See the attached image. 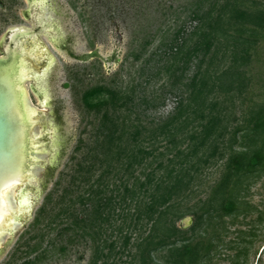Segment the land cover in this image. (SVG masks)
Masks as SVG:
<instances>
[{"label": "rangeland", "instance_id": "374dc122", "mask_svg": "<svg viewBox=\"0 0 264 264\" xmlns=\"http://www.w3.org/2000/svg\"><path fill=\"white\" fill-rule=\"evenodd\" d=\"M34 1L0 0V55H4L11 30L36 27L29 17V13L36 11L32 10ZM46 1L50 6H46L45 11L37 17L38 25L56 28L58 39L55 40L47 32H38L35 39L27 41V46L38 54L37 58L28 57L25 62L27 69L40 72L49 61L46 54H41L43 48L37 45L38 41L48 47L49 53L54 56L44 74L45 93L38 90L36 81L30 79L38 142L41 145L39 150L47 149L49 153H39L41 162L30 171L33 177H24V182L28 184L29 211L22 213L25 209L18 206L16 196L12 197L13 215H22L23 220L14 225L10 224V218L5 222L6 229L13 226V234L4 232L0 238V264L92 263L95 243L90 236L79 243H69L67 235H61L69 220L66 216L55 217L62 204L69 203L71 199L76 200H73L71 210L80 215L86 213L87 216L91 206L76 198L82 193L87 194V190L97 183V177L105 169L94 158L100 151L96 138L104 110L97 112L87 107L84 96L98 86L106 85L116 90L125 88L133 81L137 84L138 93L142 92L149 98L158 96L155 101L159 104L157 109H146L145 103L137 108V112L141 113L140 118L149 127L152 122L163 120L177 105L178 97L174 94L177 89L171 86L175 81L169 79V73H163L156 77L155 83L149 85L146 79L150 78V71L144 75L140 72L145 60L159 48L165 30H172L175 21L181 16L182 22L187 21L190 27L192 25L187 13L182 10V6L190 0ZM152 35H156L155 41L148 44L144 57L136 60L133 53L139 51L147 40H151ZM95 48H99L106 57L116 53L120 60H81L83 54ZM258 52L246 66L247 75L253 79L244 103L240 98L235 99V105L232 102L226 104L234 109L230 121L232 129L246 121L251 107L264 102V39L260 40ZM195 64L196 59L189 68L188 76L195 72ZM149 134V131H144L142 135ZM148 140L145 145L149 143ZM165 145L166 141H157L154 147L159 149L155 153L158 155L165 151ZM206 158L198 164L200 167L193 182V192L176 203L179 210L191 209L195 212L178 221V225L186 231L184 237L193 244L200 242L203 252L200 264H264V173L244 181L238 209L223 215L222 210L211 208L207 200L225 169L227 156L218 155L208 162H205ZM151 159L153 157L148 156L142 165L137 166L135 176L144 177V168L148 171L160 162L157 160L147 167ZM93 163L95 168L90 170ZM77 176L87 177L85 181L74 180ZM107 181L109 189L106 193L114 197L115 208L110 212L111 219L103 227L107 230L103 237L108 238L110 243L116 242L119 237L122 242V232H132L134 235L132 244L124 252L116 254L115 243L107 264H140L133 257L138 251L136 241L141 234L149 233L151 224L143 227L133 224L134 204L127 207L126 217L123 216L122 208L116 212V200H119L116 174H110ZM22 187L23 182L16 188L19 190ZM66 189L65 203L59 204ZM48 195L51 198L47 199ZM42 206L46 207V211L41 215ZM188 216L190 221L184 226L182 222ZM53 219L54 223L51 224ZM71 233L73 231L67 232L68 235ZM64 246L66 251L62 252ZM168 254V248L160 247L153 254L154 260L148 264H170ZM103 261L98 264H103Z\"/></svg>", "mask_w": 264, "mask_h": 264}, {"label": "trees", "instance_id": "16d2710c", "mask_svg": "<svg viewBox=\"0 0 264 264\" xmlns=\"http://www.w3.org/2000/svg\"><path fill=\"white\" fill-rule=\"evenodd\" d=\"M182 7L191 27L187 21L180 20L182 16L175 21L172 30L163 32L159 48L145 60L140 72L144 75L150 71V78L146 79L149 85L163 73H169V79L175 81L176 84L166 81L174 85L177 89L174 94L178 97L175 109L167 117L152 122L150 127L145 124L137 108L145 103L146 109H157L158 96L149 98L138 93L133 81L116 90L106 85L98 86L84 96L87 107L97 112L104 110L96 138L100 151L94 158L105 169L87 194L76 198L91 206L87 216L71 210L74 199L65 203L66 189L59 199V204H65L55 217L66 216L69 220L61 231V235H67L69 243H79L90 236L95 243L91 264H98L102 259L103 264H107L115 243L116 254H119L128 249L134 237L132 232L122 231V242L120 237L110 243L103 237L107 234L103 227L115 208L114 197L106 193L110 174H116L119 196L116 212L122 208L126 217L127 207L134 204L133 224L142 227L151 224L149 233L141 234L136 241L138 251L134 259L148 264L154 260L155 251L166 247L170 264H200L203 256L200 242H190L184 237L186 231L178 225L184 216L195 212L179 210L176 204L193 192L198 164L206 157L205 162L218 155L227 156L225 169L207 200L211 208L222 210L223 215L238 209L244 181L264 173V102L251 107L250 116L234 129L230 122L234 109L226 105L228 102L235 105V99L240 98L244 103L252 84L253 78L247 75L246 66L259 53L258 45L264 39V0H190ZM155 37L133 53L136 60L144 57L148 44L155 41ZM195 59L196 70L188 76ZM144 131L150 134L143 136ZM147 140L149 143L145 145ZM157 141H166V150L158 155L155 152L159 148L154 147ZM148 156L153 159L147 167L157 160L160 162L148 171L144 168V177L135 176L137 166ZM94 168L95 163L89 167L90 170ZM77 177L74 180L85 181L87 176ZM49 198L51 195L47 196ZM45 209L42 206L41 215ZM50 223H54V219ZM68 231L73 233L68 235ZM61 251L65 252L66 247Z\"/></svg>", "mask_w": 264, "mask_h": 264}, {"label": "water", "instance_id": "95a60500", "mask_svg": "<svg viewBox=\"0 0 264 264\" xmlns=\"http://www.w3.org/2000/svg\"><path fill=\"white\" fill-rule=\"evenodd\" d=\"M35 4V14H42L45 9L39 4ZM46 6V5H45ZM52 33V37L58 39L56 28L48 30L43 28L42 32ZM38 31L35 29H13L7 37L5 54L0 55V196L4 189L11 186L15 182L23 187L18 190V206H21L23 198L28 197L26 189L28 184L24 182V177L30 179L33 177L30 171L32 167L38 165L41 160L39 153H49L47 149L39 150L37 120L35 115L33 97L30 79L38 83V90L45 93L44 74L50 61L42 66L40 72L27 69L26 58H32V49L27 46L29 39H35ZM37 45H41L43 50L51 54L47 47L38 41ZM81 60H89L92 58H100L104 61L120 60L116 53L106 57L99 48H95L81 57ZM68 87V85H65ZM55 156V155H52ZM29 201L25 211H29ZM11 225L17 224L23 220L22 215H12ZM9 219V220H10ZM190 217H186L182 224L188 225ZM6 222V221H5ZM4 222V224H5ZM3 225V224H2ZM4 232L13 234V226L6 229L3 225L0 227V238ZM2 247H0V253Z\"/></svg>", "mask_w": 264, "mask_h": 264}, {"label": "bare ground", "instance_id": "6f19581e", "mask_svg": "<svg viewBox=\"0 0 264 264\" xmlns=\"http://www.w3.org/2000/svg\"><path fill=\"white\" fill-rule=\"evenodd\" d=\"M35 3L41 5L42 7H44L47 2H46V0H36ZM47 49H48V47H47ZM31 53H32V55L35 58H37L38 54L36 52L32 51ZM41 54L45 55L46 51L42 50ZM46 56H47V59L50 61L49 65L46 68L48 70L50 64L52 63V61L54 59V56L51 55V58H50V57H48V53L46 54ZM47 70H45V72ZM45 102H46V99H45ZM20 180H22V179H20ZM19 181L15 182L11 186H9L6 189H4L2 194H1V196H0V227L1 228L4 225V222L7 221L13 215L12 210L14 208H13V204H12V197L15 198V196L16 197L18 196V194H16V193H18V190H17L16 187H17V183ZM27 202H28V197L23 198L21 206L19 205V207L20 208L26 207Z\"/></svg>", "mask_w": 264, "mask_h": 264}, {"label": "flooded vegetation", "instance_id": "af4514ba", "mask_svg": "<svg viewBox=\"0 0 264 264\" xmlns=\"http://www.w3.org/2000/svg\"><path fill=\"white\" fill-rule=\"evenodd\" d=\"M36 1V0H35ZM35 1L32 3V10H34V8H35ZM47 2V1H46ZM46 6H50V4L47 2L46 3ZM46 6H44V9L46 8ZM36 12V11H35ZM35 12H33V14L32 13H29V17H30V19L32 20V21H34V24L36 25V27L35 28H33V29H35L36 31H38V32H42V29L43 28H47L48 30H51L52 28H50V27H45V26H40V25H38V20H37V17L40 15H36L35 14ZM44 32V31H43ZM48 34H50L51 36L53 35L51 32L50 33H48ZM4 54H5V52H4Z\"/></svg>", "mask_w": 264, "mask_h": 264}]
</instances>
